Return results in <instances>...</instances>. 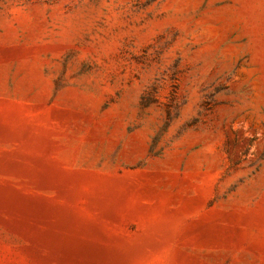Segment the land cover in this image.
<instances>
[{
    "label": "rangeland",
    "instance_id": "374dc122",
    "mask_svg": "<svg viewBox=\"0 0 264 264\" xmlns=\"http://www.w3.org/2000/svg\"><path fill=\"white\" fill-rule=\"evenodd\" d=\"M0 264H264V0H0Z\"/></svg>",
    "mask_w": 264,
    "mask_h": 264
}]
</instances>
